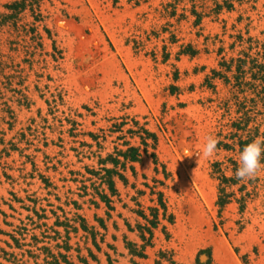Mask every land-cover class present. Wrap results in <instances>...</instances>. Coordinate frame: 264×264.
I'll use <instances>...</instances> for the list:
<instances>
[{
    "label": "rangeland",
    "instance_id": "1",
    "mask_svg": "<svg viewBox=\"0 0 264 264\" xmlns=\"http://www.w3.org/2000/svg\"><path fill=\"white\" fill-rule=\"evenodd\" d=\"M20 1L0 0V15ZM24 1L0 28V264H264V171L226 188L234 196L219 211L213 170L233 176L238 137H264V95L235 98L217 77L205 85L248 39L264 41V0ZM236 100L246 130L231 127ZM137 127L156 135L155 150L129 134ZM208 136L218 140L210 158ZM130 146L140 161L116 155ZM108 156L117 167L99 164ZM101 167L127 179L115 177L116 195L90 173ZM152 190L166 218L160 210L139 258L130 245H144L137 211L157 207Z\"/></svg>",
    "mask_w": 264,
    "mask_h": 264
},
{
    "label": "trees",
    "instance_id": "2",
    "mask_svg": "<svg viewBox=\"0 0 264 264\" xmlns=\"http://www.w3.org/2000/svg\"><path fill=\"white\" fill-rule=\"evenodd\" d=\"M224 5L229 9L232 8V5L228 4L227 1L224 2ZM25 6L26 5L24 0H21L20 2H13L12 4L8 5L7 8L11 11V13L8 15H0V28L4 25H7L12 20V18H14L19 12L25 9ZM222 7H223L222 5H217L218 10H221ZM193 14H195L197 17H200L196 13ZM13 26H15V24ZM30 31L33 34L31 36L32 41L41 38L36 34V30L34 28H31ZM46 32L49 34L47 30ZM238 40L242 42L243 38L239 36ZM247 42L249 43V45L246 47L247 51H241L239 52L237 57L231 58L229 61H222L221 63H219L221 70L213 71L212 76L208 77L205 80V85L208 88L214 89V85L212 84V79L217 77L219 79H223L225 81L224 82L225 85H229L231 87L230 90L232 94H234L235 98H237V94L243 93L245 91V88L251 89L257 96L264 95V41L253 42V40L250 38L247 40ZM183 52L187 53L189 51L185 49ZM230 72H233L232 77L227 76V73ZM235 104H237L238 106V113H241L243 116L241 115V117L237 118V121L233 122L231 124V127H233L237 131L246 130V127L248 126L250 121L247 119V117H245L247 113L242 111L243 109L245 110L244 107L242 108L243 102L236 100ZM135 126H137V124ZM129 134H131V136H136L140 139L145 154H148L149 148H152L153 150L156 149L157 137L155 134L149 132L147 129H144L142 127H137V129L135 130H130ZM253 140H254V136H249L246 139H243V137L239 136L238 141L236 142V145L239 147L238 151L241 152L244 146L252 142ZM124 145H129V143L125 142ZM116 155L123 157L125 161H131V162L140 161L142 157L140 153V148L133 146L128 147L125 151H118ZM150 157L153 158V163L157 164V158L155 154L152 153ZM107 162H111L115 167H117V165L120 163L118 158L112 156H108L106 159L99 160V164L102 165H105ZM229 162H230L231 170L233 172V176L230 177H227L222 172L220 163L213 164L214 173L219 174L218 180L220 182V185L218 187V200H217V205L220 208L219 211H222L224 207L230 203L231 198L234 196L232 192L231 193L226 192V188L231 187L233 185H237L241 181L235 176V172L236 169L239 167V163L236 160H231V159ZM262 162H264V160H262ZM155 170L157 171V168H155ZM90 173L95 177H97V179L101 181L102 185L107 186L111 196L117 194L115 177H118L123 183L125 184L127 183V179L122 174H120L116 169L101 167L98 171H90ZM165 176H167L166 173ZM244 189L245 186L241 185L238 190L242 192ZM97 194L100 200L106 204L108 209H112V207L110 206L111 200L109 196L107 194H102V193H97ZM151 194L152 195L157 194V207L149 208L150 211L149 215H146L143 210L137 211L138 216L144 219V221H146V223L148 224V226L140 225V224L137 225L140 238L142 239V241H144V245L141 247L140 251H137V248L134 245H130L131 254L139 258H146V255L143 253L145 251V248L147 246L149 247L153 246L152 244L153 230L156 229L160 224L159 222L160 210H162V219L166 218L167 207L163 199V194L160 192L155 193L153 190ZM242 199L243 198L241 197L238 201L240 202L242 201ZM137 205L140 206L139 204ZM242 208L243 205L240 204V210ZM168 220L170 221L172 220V218L168 217ZM81 221H82L81 228L83 229V231L88 232L93 237V240L95 242L96 231L94 230L93 227L89 228L83 219H81ZM98 222L100 223L101 227L105 229V225L103 221L98 219ZM163 229L165 230L164 226ZM145 234H148V237Z\"/></svg>",
    "mask_w": 264,
    "mask_h": 264
},
{
    "label": "clouds",
    "instance_id": "3",
    "mask_svg": "<svg viewBox=\"0 0 264 264\" xmlns=\"http://www.w3.org/2000/svg\"><path fill=\"white\" fill-rule=\"evenodd\" d=\"M218 140L213 136L206 138L202 154L206 158L215 155ZM194 153L185 150L184 156L191 157ZM198 158L200 153H195ZM264 137H257L252 142L244 146L239 156V167L236 169L235 176L240 180L254 179L258 173L264 171Z\"/></svg>",
    "mask_w": 264,
    "mask_h": 264
}]
</instances>
